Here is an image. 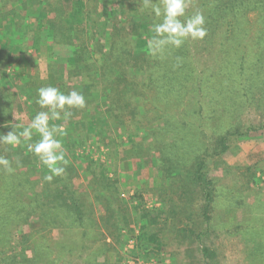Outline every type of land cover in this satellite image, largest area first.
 <instances>
[{"label":"trees","instance_id":"obj_1","mask_svg":"<svg viewBox=\"0 0 264 264\" xmlns=\"http://www.w3.org/2000/svg\"><path fill=\"white\" fill-rule=\"evenodd\" d=\"M129 1L114 0L117 8L104 10L96 16L94 12L88 13L80 8L67 12L62 5H54L51 9H45L42 17L47 23L50 20L48 25L53 31V42L68 44L76 52L73 56L75 64L88 63L84 64L88 72V82L81 84L80 92L85 97L92 98L95 91H100L101 96L91 100V105L98 106L99 99H102L107 103L105 112L118 118L121 125H129L130 130H127L130 133L132 131L133 136L139 135L141 127L147 124L144 120L151 113L145 109V113L141 114L143 103L137 97V94H141L138 92L141 83L155 89V98L166 107L167 103L176 104L180 99L188 97V94L194 95L191 100L192 111L194 116L198 115L199 126L192 123H187V126L180 118L167 116V109L160 117L161 127L153 132L151 145L155 144L154 150L159 155L155 161L156 168L164 183L168 182L173 191L177 192L179 200L176 201L181 202L180 212H184L183 215L188 221L185 230L179 232L181 236L176 235V238L182 241L184 238L198 239L202 242L212 231L218 229L215 223L217 208L240 203L235 196L230 198L229 193L223 192L219 178L212 175L214 164L222 161L233 140L264 129V0H190L187 13L192 15L199 11L204 14L207 35L202 40L189 39L180 48L169 47L155 56L150 52L141 55L140 50L148 48V41L155 35L153 24L159 21L150 7L143 8V0H131V3ZM130 5L133 6L131 14H138L142 19H151L152 26L141 19H134L131 21L132 25L120 26L122 22L119 11ZM50 14H54L52 19L49 18ZM103 18L112 24V29L105 34L110 41L107 51L106 45L93 44L97 42L93 36L96 35V30L93 29L99 23L97 21H102ZM200 50L203 51L202 56ZM133 74H136V80L131 78ZM61 89L64 94L68 93L66 87ZM86 104V108L90 106L89 102ZM253 110L262 116L263 121L259 126L244 120L245 115ZM70 111L72 115L69 119L72 118L74 125L85 127L87 124L89 131H101L94 122L75 120L73 117L79 115L80 110L78 112L74 108ZM216 119L218 124L213 127V133L211 123ZM58 121L54 124H58ZM12 127L1 128L0 132L6 134L13 130ZM17 130L22 131V128ZM210 130L211 136L208 134ZM131 137L127 135L129 142L134 147L137 146ZM38 140V134L34 133L32 141L28 143ZM71 145L67 149L70 150ZM144 148L138 153L140 158L142 155L149 156V150ZM7 151L5 150L4 157L11 161L13 167L28 165L29 168L27 174L21 175V178L33 198L30 204L7 203L16 200L15 194L13 197H7L8 193L0 196L3 213L8 216L13 213L15 217L10 221L17 226L29 227L30 221L35 219L50 227V232H74L80 244L77 248L83 249L90 236L87 222L96 225L90 217V214H94L95 207L105 208L111 214L118 215L119 219L127 218L125 205L128 202L120 197L118 187L113 188L114 182L107 178L105 169L102 171V183L107 189H113L110 190V200L105 199L103 194L99 196L98 191L94 190V203L89 193L81 192L76 187L77 175L73 168L67 167L63 176L54 177L51 182L44 180L46 194L42 195L35 191L34 181L31 182L33 178L37 180L36 173L40 172L38 166L43 165L40 159L24 146L13 149L7 145ZM73 158L77 159L74 155ZM89 164L97 165L94 162ZM43 169L51 174L46 166ZM88 170L93 169L90 167ZM36 184L38 186L39 182ZM199 193L202 204L198 210V218L195 219L190 203L193 204ZM135 199L136 197L133 198ZM163 203L165 204V199ZM136 212L141 219V225L135 252L163 251L168 240L165 238V231L172 224L171 217H164L167 212L161 208L147 210L141 208V205L136 206ZM190 223H193V227ZM183 232H189V235L185 236ZM35 233H23L22 242H30ZM259 239L264 241V236ZM24 248V252L31 253L32 261L29 258L28 264H57L49 259L51 252L45 243L38 244L33 240L31 244H25ZM200 252V264H209L214 258L213 252L207 246L201 247Z\"/></svg>","mask_w":264,"mask_h":264},{"label":"rangeland","instance_id":"obj_2","mask_svg":"<svg viewBox=\"0 0 264 264\" xmlns=\"http://www.w3.org/2000/svg\"><path fill=\"white\" fill-rule=\"evenodd\" d=\"M54 5H62L67 12L80 8L88 13L94 12L95 16L104 10L117 8L114 0H0V129L17 124L27 126L39 111H46L35 102L40 87L52 86L60 91L62 87H66L68 93L72 90L80 92L81 84L88 82V72L84 65L87 62L75 64L73 56L76 52L68 44L54 43L51 39L53 31L48 25L50 20L47 23L42 12ZM131 8L132 5L120 9V26L132 25L131 21L134 19H141L152 26L151 19L131 14ZM52 17L54 14H50L49 18ZM97 22L99 23L93 29L96 30V35L93 36L97 42L93 44L106 45L107 51L110 41L105 34L112 29V24L104 18ZM147 52L148 48L140 50L141 55ZM199 53L200 56L203 55V51L200 50ZM136 77L133 74L131 78L136 80ZM145 86L140 84L138 92L141 94H137V97L143 103L141 114L145 113V109L151 113L144 120L147 124L141 127L139 135L133 136L132 131H128L129 125H121L118 118L105 112L107 103L102 99H99L98 106L91 105V100L101 96L100 91H95L92 98L86 96V103L89 102L90 106L77 109L80 113L73 118L78 122H94L101 131H89L87 124L85 127L74 125L72 118L58 121L59 125H63L66 135L57 138L62 140L66 150V159L69 161L66 167L73 168L77 175L76 187L81 192L89 193L94 203V190L98 191L99 196L103 194L105 199L110 200V190L113 189H107L102 183V171L105 169L107 178L114 182L113 188L118 187L120 197L128 202L125 205L127 221L119 219L118 215L111 214L105 208L95 207V212L90 217L96 225L87 222L90 236L81 249L77 248L80 244L74 232H50V227L35 219L30 221L29 227L21 228L10 221L15 217L14 214L5 215L0 206V264H28L31 253L24 252L23 249L25 244H31L33 240L38 244L45 243L50 248L49 259L57 264H200V248L203 246L210 248L214 254L209 264H264V241L259 239L264 236V129L233 140L222 161H217L213 167L212 175L219 178L223 192L229 193L230 198L235 196L240 203L217 208L215 223L218 229L203 239V245L198 239L184 238L182 241L176 235L181 236L179 232L185 230L188 221L184 212H180L181 202L176 201L179 200L177 192L173 191L168 182L164 183L156 168L155 161L159 155L151 141L155 129L161 127L160 117L167 109V116L180 118L184 124L199 126L198 115L194 116L192 111L191 100L194 95L188 94V97L180 99L176 104L167 103L166 107L155 98V89ZM33 109L36 111L33 112ZM244 120L255 126L263 121L255 110L245 115ZM50 122L54 124L55 121ZM217 124V119L211 123L213 133V127ZM132 129L136 133L135 127ZM212 132L209 131V136ZM127 135L132 136L137 146L134 147L129 142ZM27 143L22 141L16 148H27ZM69 144H72L70 150L67 149ZM142 148L149 150V156L139 157L138 153ZM5 150L8 152L7 144H0V156H4ZM90 162L97 165L91 166ZM43 166H38L40 172L36 173L37 180L31 179L35 183V191L42 195L46 194L43 184L44 177L48 174ZM90 167L93 170H88ZM13 169L14 172L9 174L0 167V196L8 193L7 197H13L15 194L16 200L7 203L30 204L33 198L21 178V175L27 174L28 165ZM191 203L194 218L197 219L202 204L200 193L196 195L192 205ZM137 205L147 210L161 208L167 212L164 217H171L172 224L165 231V238L168 240L163 251L135 252L141 225L136 212ZM190 226L193 227V223ZM30 231L36 232L31 241L22 242V234ZM183 235L188 236L189 232H183Z\"/></svg>","mask_w":264,"mask_h":264},{"label":"clouds","instance_id":"obj_3","mask_svg":"<svg viewBox=\"0 0 264 264\" xmlns=\"http://www.w3.org/2000/svg\"><path fill=\"white\" fill-rule=\"evenodd\" d=\"M189 2L190 0H143V8L150 7L159 21L153 24L155 35L147 45L152 55L162 54L169 47L180 48L189 39L205 38V16L199 11L188 15ZM37 91L38 98L35 102L46 111H39L27 126L17 124L6 134L0 132V144H7L15 149L22 141H32L34 133L38 134L40 139L35 143H27V149L47 167L51 174L44 179L51 182L54 177L65 174L69 161L66 159L62 140L57 138L66 135L65 129L63 125L50 124V121L67 119L72 115L71 109H83L87 104L85 96L76 90L64 94L56 87L47 86L40 87ZM13 115L16 119L15 114ZM21 128L22 131L17 130ZM0 167L9 174L14 172L11 161L4 156H0Z\"/></svg>","mask_w":264,"mask_h":264}]
</instances>
